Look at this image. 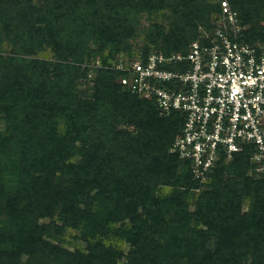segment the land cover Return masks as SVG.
<instances>
[{"label":"trees","instance_id":"obj_1","mask_svg":"<svg viewBox=\"0 0 264 264\" xmlns=\"http://www.w3.org/2000/svg\"><path fill=\"white\" fill-rule=\"evenodd\" d=\"M229 1L246 42L264 44V0ZM220 13L212 0H0V264H264L251 146L195 179L170 152L182 114L160 116L114 69L187 55Z\"/></svg>","mask_w":264,"mask_h":264},{"label":"built area","instance_id":"obj_2","mask_svg":"<svg viewBox=\"0 0 264 264\" xmlns=\"http://www.w3.org/2000/svg\"><path fill=\"white\" fill-rule=\"evenodd\" d=\"M212 1L221 8L215 29H201L187 55L166 56L157 49L147 59L140 52L114 65L125 73L124 88L155 102L160 116L182 114L181 134L170 152L191 162L202 182L221 154L230 160L247 146L257 172L264 174V44L246 42L229 0ZM93 67L100 68V62ZM94 76L91 71L89 79Z\"/></svg>","mask_w":264,"mask_h":264},{"label":"rangeland","instance_id":"obj_3","mask_svg":"<svg viewBox=\"0 0 264 264\" xmlns=\"http://www.w3.org/2000/svg\"><path fill=\"white\" fill-rule=\"evenodd\" d=\"M141 40H142V38L136 39L134 45H136L137 47H140V46L142 45V44H141V43H142ZM80 88H84L82 84H80ZM132 130H133V129H132Z\"/></svg>","mask_w":264,"mask_h":264}]
</instances>
